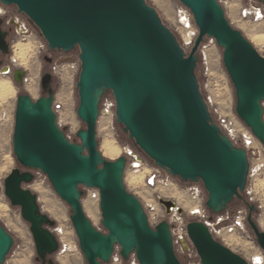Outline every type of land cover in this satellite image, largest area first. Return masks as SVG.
I'll use <instances>...</instances> for the list:
<instances>
[{
    "label": "water",
    "instance_id": "95a60500",
    "mask_svg": "<svg viewBox=\"0 0 264 264\" xmlns=\"http://www.w3.org/2000/svg\"><path fill=\"white\" fill-rule=\"evenodd\" d=\"M192 14L199 35L186 54L177 36L146 0H0L16 6L39 29L51 51L79 50L77 116L86 129L69 140L54 112L53 75H43V95L17 99L13 152L27 171L14 169L5 180V195L29 224L37 262L56 264L59 242L49 228L56 222L41 211L38 196L25 188L32 171L47 176L69 206L71 222L87 264H110L116 248L139 264H183L175 252L171 225L153 228L141 200L125 184L127 158L102 156L97 125L104 95L112 93L116 122L159 169L183 182L202 183L213 215L243 201L250 173L245 149L236 147L213 119L201 92L196 69L207 38L223 50V64L236 94V114L264 146V57L235 29L217 0H179ZM264 5V0H255ZM0 19V52L10 53L8 32ZM48 63L52 60L45 59ZM3 65L0 62V67ZM26 72L14 71L22 86ZM81 188L100 192L102 227L87 216ZM167 214L183 213L173 201L159 200ZM247 223L264 252V231L254 220L256 205L247 204ZM172 208V209H171ZM189 238L201 264H249L213 237L202 222H190ZM15 237L0 221V264H6Z\"/></svg>",
    "mask_w": 264,
    "mask_h": 264
},
{
    "label": "rangeland",
    "instance_id": "374dc122",
    "mask_svg": "<svg viewBox=\"0 0 264 264\" xmlns=\"http://www.w3.org/2000/svg\"><path fill=\"white\" fill-rule=\"evenodd\" d=\"M146 1L158 12L163 23L177 36L186 54L189 55L199 35V30L196 27L191 12L179 0ZM257 7H260L263 11V18L261 19L257 18L254 13V8ZM243 10L250 13L247 15L248 17L244 18L240 15ZM183 12L190 13L192 16V28L188 30H186L181 22L182 18H184ZM228 17L231 25L241 31L251 43L254 35L264 34V5L255 0L235 1V5L228 12ZM0 19L3 21L2 26L4 31L10 33L8 39L10 44L9 55L3 56L0 52V62L3 63L0 67V79L6 78L10 80L15 94L4 105H0V168L4 165V157L8 156L10 158L9 164L0 175V206H6V214L8 213L6 215L5 212L3 213L0 210V221L16 239V246L9 255L6 264H41L36 260L35 244L29 230V224L23 220L21 209L13 207L5 195V180L11 172L16 168L21 169V171H27L17 162L13 152L17 99L20 94H28L34 101L39 100L43 95L41 88L42 77L47 73H51L53 75L52 87L55 91L56 102L64 109L58 116L59 126L66 130L65 133L70 141L80 143L77 133L80 130L86 129V125L77 116L79 97L76 84L79 79L81 67L79 50H74L71 53L51 51L39 29L26 15L20 14L16 6H5L0 3ZM17 24L23 27V32L19 31ZM260 28H263V32L259 31ZM186 33L190 34L189 42L193 37L190 44L185 39ZM18 43L30 45V48L26 49L27 53L30 51L29 57L31 59L29 58V60L31 61V69L29 70L16 65L17 63L14 60V46ZM253 46L264 57V46L254 44ZM206 49L210 51V59H204L203 54L199 52L200 62L196 75L210 112L215 120L219 119L220 113L223 115H237L235 89L223 64V50L211 42L210 39H206L202 44L201 50L204 51ZM46 58L51 59L52 62L48 63L45 60ZM3 67H10L11 74L6 76L1 74ZM17 69L26 72L25 79L28 82L24 83L23 86H19L13 81L14 71ZM31 80L35 81L34 93H30L27 89ZM115 108L116 104L112 93L104 95L97 125V141L99 143L98 150L102 156L111 161H115L123 156L124 148H135L134 142L129 139V135L123 132V126L116 122ZM106 109H110L109 114L102 112V110ZM107 126L110 130L108 132L105 130ZM107 137H111L121 148L122 153L119 156L110 158L103 154L102 144ZM262 147L260 154L249 158L250 173L243 199L250 204L256 205L257 212L253 217L260 229L264 231V222L262 221V217L264 216V191L260 190V183L264 182V146ZM146 160L149 169L157 170L160 173V177L157 180L158 183L153 187H146L145 184L148 185L146 176L151 171L144 167L134 172L131 164H129L127 169V182L125 181V183L128 191L141 200L149 218L150 225L155 228L163 221H167L171 225V229L174 230L178 229L181 223L189 224L190 222L198 221V218L192 215V209L196 205L198 207V203L202 204L204 210L207 208L206 202L208 200V194L204 185L202 183L193 184L183 182L179 177H172L168 172L159 169L149 159ZM32 173L35 176V181L31 185L25 186V188L38 196L41 211L56 222V228L60 226V228L63 227L67 230L68 238L61 242L60 251L53 255L51 259L56 264H87L70 219L71 211L69 206L55 193L46 175L40 171H32ZM137 177L141 178V183L135 186L133 178ZM36 186L41 187L43 193L36 191ZM81 189L85 192L82 202L87 216L98 230L106 233V230L102 227L100 203L89 200L88 195L91 190L86 188ZM45 199L53 203L55 208L62 210L63 217H57L53 213L55 209L49 210L46 208ZM160 199L175 202L178 208L183 210V213L181 214L175 211L171 215H168L166 209L159 203ZM241 212H245L248 217L249 210L244 202L234 200L221 216H228L230 218L229 222H233L241 216L245 217L246 214H242ZM247 217L244 220L246 234L241 238V241L231 237L228 240V244H230L228 248L249 262L252 256L253 259L260 258L258 255L260 251L256 238L247 223ZM10 219L16 221H10ZM175 252L183 264H200V259L193 249L189 253H182L180 247L175 243ZM114 256L117 260L111 261L110 264H133L135 261L134 254L130 256L128 261H125L120 255V248H116Z\"/></svg>",
    "mask_w": 264,
    "mask_h": 264
},
{
    "label": "built area",
    "instance_id": "2783aa9c",
    "mask_svg": "<svg viewBox=\"0 0 264 264\" xmlns=\"http://www.w3.org/2000/svg\"><path fill=\"white\" fill-rule=\"evenodd\" d=\"M217 1L223 7L226 13V17L229 20L228 12L229 10H231L232 6L235 5V1L237 0H217ZM183 13H184L183 15L184 20L185 22H187L186 26L184 25L182 21L181 22L183 26L186 28V30H188L192 28L191 26L192 16L190 13L188 14L185 12ZM254 13L256 14L257 18L259 19L263 18V11L261 10L260 7L254 8ZM248 14L250 13L246 10H243L242 13H240V15L244 18L248 17L247 16ZM17 28L19 29V31L23 32L22 31L23 27L21 25L17 24ZM192 39L189 42V44L192 42ZM207 39H210V38H207ZM210 41L213 42L216 46H218L214 39H210ZM199 52L203 54L204 59L205 58L210 59L209 50L206 49L202 51L200 48ZM1 74L5 76L11 74V68L3 67ZM26 82L28 81L24 78V83ZM53 109L57 117L59 116V113L61 114L64 111L63 107L57 104L56 98H55V102L53 105ZM102 112L109 114L110 109L102 110ZM215 122L218 125V127L221 129L222 133L225 134L236 147L243 148L247 151L249 158H253L257 154H260L261 148H263L262 147L263 145L254 137L251 130L240 120V118L237 115L235 114L234 115H230V114L223 115L220 113L219 119L215 120ZM123 156L127 158V168H126L125 177H124L126 182H127L126 174H127V169L129 167V164H131V166L134 168V172H137V170L143 169L144 167L149 169V166L146 160L148 158L139 149L124 148ZM149 170L151 171V173H149L146 176V179L148 180V185L145 184V186L153 187L156 185V183H158L157 180H158V177H160V173L154 169H149ZM89 190H91L88 195L89 200L94 201L96 203H100V192L98 190H92V189H89ZM173 212H175V210H173L168 215H171ZM241 213L243 214L245 212H241ZM192 215L196 216L199 222L204 223L209 228L213 237L217 239L218 241H220L222 244H224L226 247L230 246V244H228L229 242L228 240L231 237H234L236 240L241 241L242 240L241 238L244 237V235L246 234V231L244 229V222H245L244 220H245V217H247V214L245 215V217L241 216L236 221L229 222L230 218L228 216L223 217L221 216L222 214L213 215L207 208L204 210L201 203H198V209L193 210ZM56 226L53 228H49V229L56 236L59 242V251H60L61 242H63V240H66L68 238L67 230L63 227L60 228V226L56 228ZM187 226L188 224L181 223L178 229H174V230L171 229L173 237L175 238L174 243H176L180 247L182 253H189L192 251V249L195 250L189 238ZM259 251L260 253L258 255L260 256V258L253 259V256H252V259L248 262L249 264H264V252L260 249V247H259ZM116 260L117 259L115 258V256H113L112 261H116ZM133 264H139L136 256H135V261L133 262ZM200 264H201V261H200Z\"/></svg>",
    "mask_w": 264,
    "mask_h": 264
},
{
    "label": "bare ground",
    "instance_id": "6f19581e",
    "mask_svg": "<svg viewBox=\"0 0 264 264\" xmlns=\"http://www.w3.org/2000/svg\"><path fill=\"white\" fill-rule=\"evenodd\" d=\"M182 22L184 23V25L186 26L187 22H185L184 18H182ZM260 32H263V28L259 29ZM186 41L189 42L190 40V34L186 33L185 36ZM252 43L254 45H258V46H264V34H258V35H254L252 38ZM30 48V45H26V44H22V43H18L14 46V60L16 61V65L21 66L22 68L29 70L31 69V61L29 60V53L26 52V49ZM211 56V55H210ZM31 59V58H30ZM24 85V84H23ZM22 85V86H23ZM27 89L30 93H34L35 92V81L31 80L30 83L27 86ZM14 94V87L12 85V82H10V80L6 79V78H1L0 79V105H4ZM105 130L108 132L110 131L108 129V126L105 128ZM102 151L103 154L106 157H116L119 156L121 152V148L118 146V144H116V142L111 138V137H107L103 144H102ZM10 162V158L8 156L4 157V165L1 166L0 168V175L2 174V172L4 171V168L9 164ZM141 178L137 177V178H133V183L135 186H138L141 183ZM260 190L264 191V182L260 183ZM35 190L38 192H42V188L39 186L35 187ZM43 193V192H42ZM44 195V194H43ZM44 197V196H43ZM178 197V196H177ZM264 197V196H263ZM47 199V198H46ZM44 200L46 201V208H48L49 210L55 209L53 210V213L57 216L63 217V211L55 208L54 204L51 203L48 200ZM94 202V201H93ZM45 203V202H44ZM1 205V204H0ZM178 208V206H177ZM172 209V208H171ZM198 207L197 205L192 209V210H197ZM0 210L5 214L7 212V207L6 206H0ZM177 211V210H175ZM1 212V213H2ZM8 214V213H7ZM6 214V215H7ZM6 217V216H5ZM9 218V215H8ZM10 221H16V220H12L10 219ZM262 221L264 222V216L262 217ZM17 223V222H16ZM262 225V224H261ZM255 255V254H254Z\"/></svg>",
    "mask_w": 264,
    "mask_h": 264
},
{
    "label": "trees",
    "instance_id": "16d2710c",
    "mask_svg": "<svg viewBox=\"0 0 264 264\" xmlns=\"http://www.w3.org/2000/svg\"><path fill=\"white\" fill-rule=\"evenodd\" d=\"M197 68H198V66H197ZM196 71H197V69H196ZM134 147L137 148V147L135 146V143H134ZM137 149H138V148H137ZM243 202H244L245 205L250 204V203L247 202L245 199H243Z\"/></svg>",
    "mask_w": 264,
    "mask_h": 264
},
{
    "label": "flooded vegetation",
    "instance_id": "af4514ba",
    "mask_svg": "<svg viewBox=\"0 0 264 264\" xmlns=\"http://www.w3.org/2000/svg\"><path fill=\"white\" fill-rule=\"evenodd\" d=\"M9 37H10V33H8V39H9Z\"/></svg>",
    "mask_w": 264,
    "mask_h": 264
}]
</instances>
